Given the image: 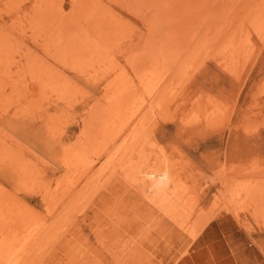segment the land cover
<instances>
[{
	"label": "rangeland",
	"instance_id": "374dc122",
	"mask_svg": "<svg viewBox=\"0 0 264 264\" xmlns=\"http://www.w3.org/2000/svg\"><path fill=\"white\" fill-rule=\"evenodd\" d=\"M0 210V264H264V0H0Z\"/></svg>",
	"mask_w": 264,
	"mask_h": 264
},
{
	"label": "bare ground",
	"instance_id": "6f19581e",
	"mask_svg": "<svg viewBox=\"0 0 264 264\" xmlns=\"http://www.w3.org/2000/svg\"><path fill=\"white\" fill-rule=\"evenodd\" d=\"M237 46V45H236ZM122 90V89H121ZM124 93V92H123ZM113 96H111V99H112ZM120 97V96H119ZM110 99V100H111ZM113 102H114V99H113ZM109 104V103H108ZM107 106V105H106ZM134 106V105H133ZM106 108V107H105ZM121 108V104L119 101H117L113 106H112V109H111V113L112 115H116L117 111H119ZM105 110V109H104ZM109 111V110H108ZM106 112V111H104ZM106 114V113H104ZM122 116V115H121ZM119 119V118H118ZM116 120V119H115ZM112 123V122H111ZM119 123V122H118ZM106 124V123H105ZM114 125V124H113ZM103 131V130H102ZM181 189V188H180ZM182 198V197H181ZM173 200V199H172ZM9 202V201H8ZM162 203V202H161ZM7 204V203H6ZM14 204V202H13ZM8 205V204H7ZM17 205V208H15L16 206H14V210L12 211H9L8 213H5L3 217L7 218L9 220V222H15L16 224L20 222V219H21V213L25 211V207L21 205V203H16ZM149 205V203H148ZM11 206H12V203H11ZM10 206V207H11ZM172 207V206H171ZM3 208V207H2ZM19 208V209H18ZM7 209V208H6ZM2 210V209H1ZM0 210V211H1ZM153 210V209H152ZM7 211V210H6ZM164 211V210H163ZM24 214V213H23ZM23 216V215H22ZM25 217V216H24ZM23 218V217H22ZM22 221V220H21ZM20 226V225H19ZM19 231V230H18ZM5 236V235H4ZM28 236V235H27ZM19 238V237H18ZM12 240V239H11ZM32 243V242H31ZM20 247V246H19Z\"/></svg>",
	"mask_w": 264,
	"mask_h": 264
}]
</instances>
